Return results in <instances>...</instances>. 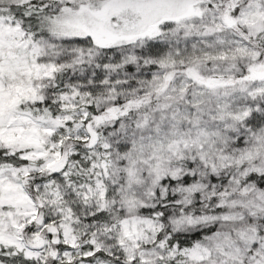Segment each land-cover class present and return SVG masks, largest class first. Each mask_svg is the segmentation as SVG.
I'll list each match as a JSON object with an SVG mask.
<instances>
[{"label": "snow or ice", "instance_id": "obj_1", "mask_svg": "<svg viewBox=\"0 0 264 264\" xmlns=\"http://www.w3.org/2000/svg\"><path fill=\"white\" fill-rule=\"evenodd\" d=\"M0 264H264V0H0Z\"/></svg>", "mask_w": 264, "mask_h": 264}]
</instances>
